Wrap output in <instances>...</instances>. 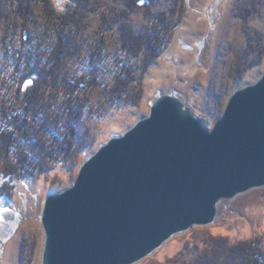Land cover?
Returning a JSON list of instances; mask_svg holds the SVG:
<instances>
[{
    "label": "water",
    "instance_id": "1",
    "mask_svg": "<svg viewBox=\"0 0 264 264\" xmlns=\"http://www.w3.org/2000/svg\"><path fill=\"white\" fill-rule=\"evenodd\" d=\"M261 188L264 73L231 95L211 129L177 95L162 94L82 164L72 186L46 198L41 264H136L214 223L220 203ZM7 209L2 242L21 221Z\"/></svg>",
    "mask_w": 264,
    "mask_h": 264
},
{
    "label": "rangeland",
    "instance_id": "2",
    "mask_svg": "<svg viewBox=\"0 0 264 264\" xmlns=\"http://www.w3.org/2000/svg\"><path fill=\"white\" fill-rule=\"evenodd\" d=\"M70 1L52 0V3L57 10L65 11ZM167 5L164 0H157L152 8L158 12L168 10ZM91 7L86 15L88 32L96 30L102 17L110 15V11L124 10L123 0H95ZM41 9L40 5L32 6L33 19L27 22L26 36H33L43 28ZM145 11L146 7L142 6L130 16L138 31L147 24ZM179 11H183L182 18L169 44L156 63L138 73L143 92L137 103L118 102L100 114L101 105L105 104L102 102L105 87L91 91L80 131V140L84 136L89 138L86 148L76 149L68 161L55 163L50 171L32 179H5L0 164V187H12L10 196L0 197L5 201L3 207L18 212L21 217L14 236L6 242L0 241V264H41L45 239L41 214L46 198L72 186L82 164L110 138L123 135L149 115L150 106L158 96L177 95L211 129L222 116L231 95L256 82L264 73V0H186ZM176 17L179 18L176 15L174 20ZM19 22L12 13L1 22L0 49L6 24L9 27L16 24L10 33L17 39L23 34L20 30L23 22ZM113 35L116 39L117 33ZM86 55L84 50L67 57L63 71L80 68ZM110 59L113 61V57ZM133 63L138 65L137 61ZM109 79V75L103 76L102 84ZM216 238L232 244L252 240L264 245V188L220 203L214 223L173 236L136 264H187L210 249Z\"/></svg>",
    "mask_w": 264,
    "mask_h": 264
},
{
    "label": "trees",
    "instance_id": "3",
    "mask_svg": "<svg viewBox=\"0 0 264 264\" xmlns=\"http://www.w3.org/2000/svg\"><path fill=\"white\" fill-rule=\"evenodd\" d=\"M94 1L71 0L64 11L52 0H0V24L10 13L23 22L19 39L10 33L16 24H6L1 39L0 164L5 179H32L68 161L76 149L86 148L89 138L80 140L81 122L94 88L105 87L100 114L118 102L137 103L143 92L138 73L156 63L169 44L186 0H164L168 10L158 12L152 8L157 0H145L147 24L140 31L130 20L141 8L138 0H123V11H110L96 30L88 32L86 15ZM35 4L42 8L43 28L28 37L27 22L33 19ZM84 50L81 67L64 72L66 58ZM106 75L110 79L102 84ZM28 79L33 83L24 91ZM7 187H0V197L10 196L12 187ZM187 264H264V245L216 238L210 249Z\"/></svg>",
    "mask_w": 264,
    "mask_h": 264
},
{
    "label": "snow or ice",
    "instance_id": "4",
    "mask_svg": "<svg viewBox=\"0 0 264 264\" xmlns=\"http://www.w3.org/2000/svg\"><path fill=\"white\" fill-rule=\"evenodd\" d=\"M138 4H139V6H141V7L144 6V4H145V0H138ZM32 83H33V80H32V79H28V80L25 82V84H24V88H23V90H24V91H27V89L32 85ZM72 110H74V109H72ZM4 204H5L4 199H3V198H0V220L3 219V213H6V212L8 211L7 208L3 207Z\"/></svg>",
    "mask_w": 264,
    "mask_h": 264
}]
</instances>
